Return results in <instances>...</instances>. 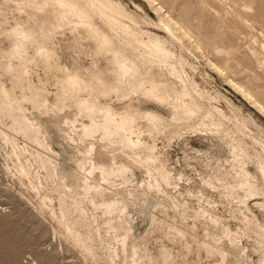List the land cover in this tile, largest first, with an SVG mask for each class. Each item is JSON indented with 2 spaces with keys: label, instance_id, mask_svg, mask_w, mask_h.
<instances>
[{
  "label": "bare ground",
  "instance_id": "bare-ground-1",
  "mask_svg": "<svg viewBox=\"0 0 264 264\" xmlns=\"http://www.w3.org/2000/svg\"><path fill=\"white\" fill-rule=\"evenodd\" d=\"M143 1L159 15L157 20L133 1L0 0V138L13 149L8 158L34 189L42 185L36 168L45 171L44 204L58 200L52 210L56 224L85 257L94 254L102 256L104 264H119L118 251L100 233L97 214L129 213L137 192L126 194L108 185L114 186L115 179L131 184L135 169H143L150 179L147 189L164 194L181 218L202 217L214 229H205L200 242L195 224L188 229L174 222L168 225L174 242H184L190 251L191 237L214 257L212 264H251V253L257 259L254 264H264V128L233 100L201 87L190 60L196 55L186 45L199 52V39L160 0ZM207 61L264 117V103L253 90L230 76L227 68ZM202 77L206 82L209 75ZM220 99L226 110L213 105ZM57 134L76 157V192L61 168V151L53 143ZM191 134L226 145L231 168L224 170L214 160L199 170L202 152L192 148L193 153L180 158L184 168L171 169L170 156L158 149L159 138L186 143ZM22 137L36 150L21 145ZM187 169L197 172L201 184L189 192L194 198L210 205L209 191L218 190L241 209L253 203L262 221L253 215L244 220L245 231L237 233L206 210L191 212L188 205L179 204L168 189L188 185ZM155 206L148 210V233L164 224L153 212ZM105 224L109 233L124 231L118 243L125 254L136 236L134 224L113 217ZM217 229L227 247L218 244L213 233ZM136 252L131 264H139ZM144 257L148 264L160 258L166 264L176 260L166 247L156 256L146 250Z\"/></svg>",
  "mask_w": 264,
  "mask_h": 264
},
{
  "label": "rangeland",
  "instance_id": "rangeland-1",
  "mask_svg": "<svg viewBox=\"0 0 264 264\" xmlns=\"http://www.w3.org/2000/svg\"><path fill=\"white\" fill-rule=\"evenodd\" d=\"M123 1L140 3L146 12L151 13L156 20L158 19L159 15L143 0ZM160 2L179 21L184 23L202 44L199 52L195 51L190 43L186 44L188 50L196 55V57H190V60L197 69L196 80L201 87L211 91L212 95L220 94L233 100L242 107L245 114L251 113L264 128V117L245 102L219 73L212 70L207 61L210 59L221 67L227 68L230 76L253 90L264 103V0H160ZM202 52H205L207 57H203ZM204 74H206V78H208L207 74L209 75L206 82L202 77ZM213 105L226 110L225 102L222 99L213 101ZM25 140L23 137L20 138V144L29 145L31 150H36ZM53 143L61 151V168L64 175L68 177L73 191L76 192L79 184L76 183L72 175L76 157L72 149L64 146V140L60 134L55 136ZM219 143L212 139L196 137V135H193L186 143L183 141L169 143L165 138L160 137L158 149L161 153L170 156L169 166L173 170L184 168V166L180 167V158L182 159L185 154L193 153L192 148L202 152L199 170L206 162L214 160H219L221 168L228 170L232 166V160L226 145ZM12 151V147L4 144L0 138V264H104L102 256H93L94 254H92L85 257V253L74 248L66 239L56 224L57 217L52 213L53 208H58V200L55 199L48 206L42 199L46 194L45 171L36 168L42 185L40 189H34L28 179L20 177L12 161L9 160L8 157ZM185 171L190 178L188 185L182 183L175 189L169 187L168 192L179 204L188 205L191 212L206 210L210 216L220 219L222 226L230 228L234 232L237 231V233L245 231L244 220L252 218L253 215L262 221V216L258 209L253 207V203L249 208L241 209L235 200L234 202L228 200L218 190L209 191L210 205L204 200L194 198V193L192 195L189 192L198 190L201 186L200 180L196 171L189 169ZM146 179L150 180L143 169H135L131 184L124 186L121 185V180L115 179L114 186H108L121 188L122 192L126 194L136 191V194L139 195L137 202L130 203L129 213L123 215L102 216L101 212L97 214L103 239L108 246L118 251L117 262L131 264L133 252L137 251L138 263L148 264V259L144 257L146 250L156 256L163 247H166L176 259L174 264H212L215 261L214 257L207 255L204 250L199 248V243L197 244L191 237L188 238V243H191L189 244L190 251L184 248V242H174L168 225L175 222L174 224L177 226H186L188 229H192L195 224V231L199 236L197 239L200 242L205 237V229L209 228L208 230L212 231L213 227L202 217L197 220L192 217L188 220L181 218L177 212H174L172 204L164 194L156 193L157 191L154 189H147L145 182L148 181ZM154 204L157 208H152L153 212H158L157 216H162L164 224L155 226L152 232L148 233L151 228L148 210ZM165 206L168 208L165 209ZM110 217L118 222L132 223L137 229L136 236L129 241L125 254L121 253L118 243V239L122 237L124 231L119 230L118 233L110 232V234L105 224V221ZM219 231L217 229L213 232L220 239V242H217L227 247L228 242ZM253 236L254 234H252L253 239L249 241L248 251H251L252 240L255 238ZM130 245H133L132 248ZM132 250L133 252H131ZM251 254L253 260L250 257L249 263L254 264L257 259L253 253ZM233 263V261L232 263L228 262V264ZM149 264L166 263L160 258L158 262Z\"/></svg>",
  "mask_w": 264,
  "mask_h": 264
}]
</instances>
